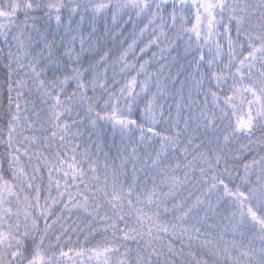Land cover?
<instances>
[{"label": "snow or ice", "instance_id": "obj_1", "mask_svg": "<svg viewBox=\"0 0 264 264\" xmlns=\"http://www.w3.org/2000/svg\"><path fill=\"white\" fill-rule=\"evenodd\" d=\"M0 264H264V0H0Z\"/></svg>", "mask_w": 264, "mask_h": 264}, {"label": "trees", "instance_id": "obj_2", "mask_svg": "<svg viewBox=\"0 0 264 264\" xmlns=\"http://www.w3.org/2000/svg\"><path fill=\"white\" fill-rule=\"evenodd\" d=\"M73 239H75V237H73Z\"/></svg>", "mask_w": 264, "mask_h": 264}]
</instances>
